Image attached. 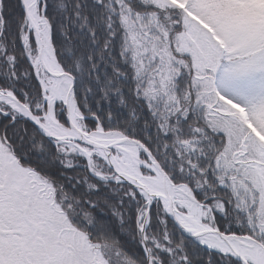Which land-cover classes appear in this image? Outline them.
Returning a JSON list of instances; mask_svg holds the SVG:
<instances>
[{"label":"snow or ice","instance_id":"1","mask_svg":"<svg viewBox=\"0 0 264 264\" xmlns=\"http://www.w3.org/2000/svg\"><path fill=\"white\" fill-rule=\"evenodd\" d=\"M0 264H264V0H0Z\"/></svg>","mask_w":264,"mask_h":264}]
</instances>
